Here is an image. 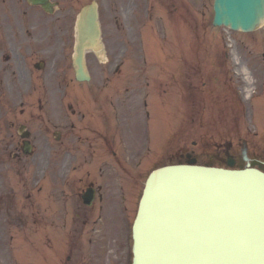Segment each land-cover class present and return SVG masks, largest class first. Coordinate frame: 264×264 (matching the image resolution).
<instances>
[{
    "label": "rangeland",
    "instance_id": "obj_1",
    "mask_svg": "<svg viewBox=\"0 0 264 264\" xmlns=\"http://www.w3.org/2000/svg\"><path fill=\"white\" fill-rule=\"evenodd\" d=\"M15 1H10L12 9L22 6L20 1H16V4ZM90 1L92 0H60L58 10L51 16L39 8L30 9L27 12L28 20L30 25L33 26L31 31L35 32L38 41L35 53L31 52L29 47H24L26 42L20 27L14 26L15 40L3 34L7 26L4 27L3 22L1 24L0 70H2V81L0 79V106H3V109L1 110L0 107V172L2 173L0 175V202L7 201V213L3 212L0 203V264H51L54 255L53 250L43 248L42 245V235L51 232L50 212L44 209L45 212L41 211V213L49 217H45L43 222L35 223L33 220L31 223L29 219L30 208L27 211L26 208L23 209V205L27 200L34 202V209L37 207L41 210L44 205L51 208V169L50 173L42 177L40 169L39 171L35 170L40 167L37 163H34L33 159L27 158L28 166H24L20 165L15 159L8 157L6 150L12 146V143L15 144L19 140L17 128L21 124L26 125L37 137L35 153L37 155L46 153L48 146L53 147V143L50 136H47L50 141L46 143L41 130H44V126L50 125L46 116H51V107L57 119L63 118L62 108L65 114V103L67 101V103H70V100H73L79 106L88 105L92 108L93 105L88 102L89 98L84 94V89L92 85L100 88V80L110 76L112 77L111 82L103 85L107 88L104 93H110L111 89L121 92L123 81H126L128 76L131 75L130 73L134 72L132 69L131 71L128 69V65L133 63V60L129 57L135 55L136 37L133 35V27H127L133 21H129L126 13L123 12L125 4L129 0H95L98 3L101 28L104 38L107 40V42H104V56L107 55L109 61L103 64L99 54L88 52L86 60L92 73V82L87 85L86 82H77L73 79L71 59L75 43V18L79 9ZM191 3H194V5ZM184 7V19L188 22L187 25L191 24L190 30L198 25L196 29H193L195 32L185 29L178 37L170 34L164 40V44L175 48L168 56H180L184 67H187L190 71L186 75L190 79H185L184 85L188 81L191 83V88L185 86L184 93L189 92L190 88L195 97L190 96V100H188L185 94L183 96V119L186 118L184 123L186 128L182 124L181 134L177 135L172 141L169 139L165 143L163 141L164 133L167 134L168 132L170 135L174 130L173 133L175 134V128L168 126L171 119L166 118L161 113L158 120L160 127L156 126L157 122L154 124L150 122L152 131L150 143L152 153H150V156L147 157L143 150L140 153L136 152L139 145L144 149L143 143L136 144L135 149H132L130 154L139 157L146 155L145 157L150 159L151 164H154V161L162 153L169 154L175 149L176 140H180L179 147L183 146L184 151L192 150L195 154H201L204 148L212 150L213 143L216 140L231 138L235 141L237 137L243 135L251 141L250 144L253 143L254 145L253 157H263L264 154L263 156L259 155L261 147L257 133H259L258 131L262 126L264 127V24L253 32L231 31L228 28L212 25V0H195V2L194 0H184ZM159 15L161 13L157 11L156 15L148 18V20L146 19L141 28L140 36L137 35V39L140 38L143 47L142 49L137 48L139 53L136 58L138 59L142 52V55L151 63L150 69L154 71L156 69L153 61H155L154 56L156 55L149 53L144 42L146 39L145 33L148 31L147 39L159 44L154 30L156 26L158 31L162 33V19ZM128 29L135 38L132 44V36ZM180 29L182 31V28ZM195 33L199 35L200 40L206 41L203 47L199 46V56L195 55L193 49L197 46V38L192 35ZM229 38L231 41H229ZM122 41H128V45L123 47ZM124 49L127 51L126 55L117 52V50L122 51ZM222 49L228 57L223 64L220 60L223 54ZM51 51L53 57H51ZM18 52L20 55L27 54V58L19 57ZM115 52H117V55H115ZM234 53H237L236 55L248 68L251 75L252 94L247 99L244 98L243 91L246 83L243 76L235 73ZM215 57H217L216 60H214ZM37 60L45 62L41 70L34 67ZM213 60L217 66H221L220 70L215 68ZM120 61L124 62L122 70L127 72L128 76L112 74L114 66ZM198 62H201L199 71L191 72L190 69H195ZM101 67H103V73L100 72ZM5 79L6 81L3 82ZM181 82L182 79L180 78ZM202 82H205V85ZM67 83L69 85L68 89L64 85ZM170 88L169 86L168 89ZM231 101H233V104ZM37 104L43 105L41 111H39V107L35 106ZM41 115L45 117L40 119L39 116ZM60 115H62L61 118H58ZM120 127L126 131L128 139H133L129 125L124 120H121ZM162 134H164L163 137H161ZM137 140H140V137H137ZM194 140L196 143L192 145ZM64 149V144H61L59 151L62 152ZM80 151H83L82 147ZM120 156L125 159L127 164H134L135 159L132 161L126 160L127 153ZM39 159V157L36 158V161ZM143 160L145 161L144 158H142ZM199 161L204 162L205 159L200 158ZM24 162L25 160L21 161V163ZM140 166L145 169L147 163H142ZM130 172H132L131 169H129V172L125 170V174L120 176V182L124 186L130 180L125 175L130 174ZM72 173L71 178L74 179L72 183H75L78 172L73 171ZM38 178L40 179L39 182ZM139 191L140 189L136 192L121 189L117 192V198L121 197L122 201L130 206L126 209L122 207L124 205L122 203V206L119 207L124 216L122 224H117L114 230L106 229L107 222L99 225L101 228L104 226L102 228L103 234L104 231H115V233L108 236L104 234L109 240L107 248L114 249L112 253L110 251H108V254L106 253L108 264L114 263L116 259V244L121 242V238L125 236L127 224L131 220L134 210L135 197L138 196ZM31 208L33 209V206ZM22 210H24V215L26 213L28 215V217L25 215L23 221L20 220ZM113 210L118 211L116 208H113ZM118 214H115L113 221ZM126 214L129 216L127 217ZM113 221L109 224V228H111ZM120 221L121 216L113 225ZM78 225L80 226V224ZM111 237L116 238V240L113 242ZM43 243L49 247L48 241L43 240ZM10 248L13 249V253H11Z\"/></svg>",
    "mask_w": 264,
    "mask_h": 264
},
{
    "label": "water",
    "instance_id": "obj_2",
    "mask_svg": "<svg viewBox=\"0 0 264 264\" xmlns=\"http://www.w3.org/2000/svg\"><path fill=\"white\" fill-rule=\"evenodd\" d=\"M30 1L48 7L47 0ZM214 10L213 24L249 31L264 19V0H215ZM77 34L74 64L77 78L83 79L84 49L99 46L95 3L81 10ZM165 178L170 180L167 185ZM160 180L164 182L157 186L155 181ZM171 192L175 193L172 202L167 198ZM160 201H168L177 212L172 227L155 216L151 222L146 221V207L151 202L158 207ZM214 222L220 226L215 227ZM166 228L170 234L164 244ZM143 229L147 245L163 241L162 264H264V174L249 166L243 170L199 166L158 169L148 179L134 224V264L139 261L138 242ZM215 230L221 235L219 242Z\"/></svg>",
    "mask_w": 264,
    "mask_h": 264
},
{
    "label": "flooded vegetation",
    "instance_id": "obj_3",
    "mask_svg": "<svg viewBox=\"0 0 264 264\" xmlns=\"http://www.w3.org/2000/svg\"><path fill=\"white\" fill-rule=\"evenodd\" d=\"M170 5H171V7H172V9H171L172 12H173V11H174V12H177V11L179 10V8L177 7L176 3H175L173 0L170 1ZM128 8L131 9V10H134V9L136 8V4H135L134 2H131V4L128 5ZM69 107L72 108L71 105H70ZM72 114H75V111H74V110H72ZM83 116H84V115L82 114L81 117H83ZM113 116H115V114H114V115L112 114V117H113ZM117 116H118V114H116V117H117ZM60 135H62V132H60ZM20 150H21V146H20L19 149H17V151L15 152V154H18ZM112 154L115 155V152L112 151ZM84 159H87V158H84ZM216 159H217L218 162H220L221 164H224L225 161H226V157H225V155H221V154H219V153L216 154ZM64 160H67V159H64ZM62 164H63V163H62ZM51 169H53V170L56 169V168H55V158H54V157H51ZM113 172H114L115 176H117V173L115 172V169L113 170ZM89 184L92 185L93 183H89ZM95 188H96V189H95V195L98 194L99 197H100V199H101V198H102L101 191H104V189H102V186H101V185H96ZM105 190H107V188H106ZM61 192H62L63 195H65V193H64L63 190H62ZM66 201H67V200H65V204H64L65 207H66ZM100 208H101V211H102V206H100ZM52 211L54 212L55 209H53ZM75 215H76L77 217H79V218H82L84 222H87L88 219L90 218V217L86 214V211H84V212L76 211V212H75ZM98 217L101 218V217H102V214H99ZM69 258H70V257H69Z\"/></svg>",
    "mask_w": 264,
    "mask_h": 264
},
{
    "label": "bare ground",
    "instance_id": "obj_4",
    "mask_svg": "<svg viewBox=\"0 0 264 264\" xmlns=\"http://www.w3.org/2000/svg\"><path fill=\"white\" fill-rule=\"evenodd\" d=\"M234 61H235V64H236V73L237 74H241L243 76L244 80H245L246 85H245V88H244V93H245V96L247 97L250 94V92H251L250 86L252 85V82L250 81V73L248 72V70L245 67V65H243L242 62L239 61V59L237 58V56L234 58ZM160 190H162V188ZM169 213H170L169 206L167 205V206L163 207L162 216L164 218H166V217L169 216ZM219 226H220L219 223H216L215 224V227L218 228ZM224 228L225 227L222 226L221 229L223 230ZM215 234L218 237V242H219L220 241V237H221V235L219 233V230H215ZM146 247H147V250L148 251L151 250V248L148 245H146ZM156 248H158L159 250L162 251L161 247L157 246ZM148 258L152 259L153 260V263H155L156 261H158L159 256L155 257L154 255H148Z\"/></svg>",
    "mask_w": 264,
    "mask_h": 264
}]
</instances>
